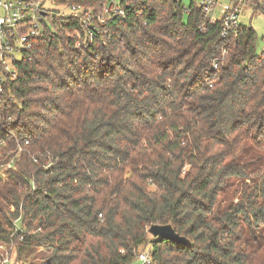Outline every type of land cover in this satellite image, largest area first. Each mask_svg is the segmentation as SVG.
I'll use <instances>...</instances> for the list:
<instances>
[{"label": "trees", "instance_id": "obj_1", "mask_svg": "<svg viewBox=\"0 0 264 264\" xmlns=\"http://www.w3.org/2000/svg\"><path fill=\"white\" fill-rule=\"evenodd\" d=\"M121 1L125 16L85 47L76 22L55 21L3 83L0 244L21 264H134L143 247L151 264H264L255 31L222 39L197 4ZM152 225L187 243L149 238Z\"/></svg>", "mask_w": 264, "mask_h": 264}, {"label": "built area", "instance_id": "obj_2", "mask_svg": "<svg viewBox=\"0 0 264 264\" xmlns=\"http://www.w3.org/2000/svg\"><path fill=\"white\" fill-rule=\"evenodd\" d=\"M220 1L202 0L198 5L203 19L211 24L219 23L220 36L226 39L230 31L239 25L238 17L242 7L247 5V0ZM124 16L125 9L121 0H105L99 9L70 4L65 0H0V104L4 81L17 77L16 63L32 48V40L39 37L44 29H54L55 21L76 22L85 39L93 41L100 34V29H106L104 26L109 21ZM82 35L76 36L78 48L88 43L81 38ZM18 54L19 58H16ZM225 55L226 50L223 48L220 59H224ZM218 61L213 62L214 69ZM13 226L14 232H18V241H22L23 234L18 222ZM0 256L1 264H17L14 246L0 244ZM138 260L140 264H151L148 253L139 254Z\"/></svg>", "mask_w": 264, "mask_h": 264}, {"label": "rangeland", "instance_id": "obj_3", "mask_svg": "<svg viewBox=\"0 0 264 264\" xmlns=\"http://www.w3.org/2000/svg\"><path fill=\"white\" fill-rule=\"evenodd\" d=\"M116 1H119V0H116ZM201 1L202 0H181V4L184 7V9H187L191 3L198 5L199 3H201ZM220 2L223 3V0H221ZM216 17H218V14H216ZM184 18H186V16H184ZM238 23L241 26L251 28L255 31V33H256L255 52L258 54L261 53V51L264 48V12L256 11L250 5L243 6L241 9V12L239 14V17H238ZM81 38L84 41H87L88 42L87 44L92 42L89 39L86 40L83 35L81 36ZM81 38H79V39H81ZM15 56H16V58H19V54L15 55ZM18 153H19V150H18ZM6 161H7V159H4L3 161L0 162V175H3V172H5L7 169H9L10 165L13 162L12 159H10L9 162H6ZM9 210L12 211V208H9ZM148 237L150 238L152 236L149 234ZM147 249L148 248H146V250H145V247L140 248L138 255L141 253H147L148 252ZM48 254H49V252L47 250L40 249L29 260L41 261ZM1 260H2V257L0 256V264H1ZM16 262H17V264H21V261L16 260ZM134 264H140L139 260L136 259L134 261Z\"/></svg>", "mask_w": 264, "mask_h": 264}, {"label": "water", "instance_id": "obj_4", "mask_svg": "<svg viewBox=\"0 0 264 264\" xmlns=\"http://www.w3.org/2000/svg\"><path fill=\"white\" fill-rule=\"evenodd\" d=\"M148 233L155 238H162L175 243H187L186 239L179 236L171 225H152L149 227Z\"/></svg>", "mask_w": 264, "mask_h": 264}]
</instances>
